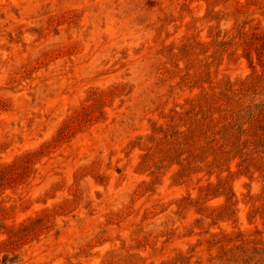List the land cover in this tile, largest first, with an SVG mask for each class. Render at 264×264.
Masks as SVG:
<instances>
[{
    "label": "rangeland",
    "instance_id": "374dc122",
    "mask_svg": "<svg viewBox=\"0 0 264 264\" xmlns=\"http://www.w3.org/2000/svg\"><path fill=\"white\" fill-rule=\"evenodd\" d=\"M0 264H264V0H0Z\"/></svg>",
    "mask_w": 264,
    "mask_h": 264
}]
</instances>
